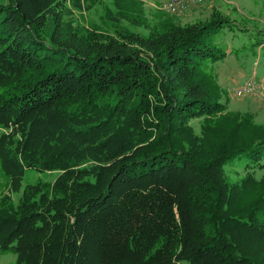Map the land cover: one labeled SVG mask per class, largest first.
<instances>
[{
	"label": "trees",
	"instance_id": "obj_1",
	"mask_svg": "<svg viewBox=\"0 0 264 264\" xmlns=\"http://www.w3.org/2000/svg\"><path fill=\"white\" fill-rule=\"evenodd\" d=\"M88 1L0 0V254L264 264V122L228 110L213 69L226 56L213 37L236 21L212 9L150 25L114 0L140 6L121 13L135 27L63 23ZM27 170L57 176L23 185Z\"/></svg>",
	"mask_w": 264,
	"mask_h": 264
},
{
	"label": "rangeland",
	"instance_id": "obj_2",
	"mask_svg": "<svg viewBox=\"0 0 264 264\" xmlns=\"http://www.w3.org/2000/svg\"><path fill=\"white\" fill-rule=\"evenodd\" d=\"M149 24H155L156 20H176L186 24L205 20L212 9H217L236 21L237 28L231 31L224 30L213 37L212 43L226 56L214 66L219 86L223 89V102L227 103L229 111L255 114L258 124L264 122V101L252 98H234L233 89L245 81L254 78L256 81L264 80V0H203L199 5L188 8L182 15H170L162 9L167 0H136ZM136 7L123 10L115 5L114 0H90L81 7L68 5L63 23L73 27H83L88 30L105 31L115 29L118 26L135 27L125 23L121 13L138 15ZM245 27L247 31H240ZM259 31L261 33H259ZM257 43H262L258 46ZM262 82V81H261ZM201 120H192L190 125L198 133ZM226 174L231 180L243 176V171L236 167H226ZM257 179L264 177V170L254 173ZM57 176L56 172L37 173L27 170L24 173L23 185L33 184L39 181L52 182ZM8 191L6 180L0 175V195ZM16 202L18 196L12 195ZM16 255L11 252L0 254V264H15Z\"/></svg>",
	"mask_w": 264,
	"mask_h": 264
},
{
	"label": "built area",
	"instance_id": "obj_3",
	"mask_svg": "<svg viewBox=\"0 0 264 264\" xmlns=\"http://www.w3.org/2000/svg\"><path fill=\"white\" fill-rule=\"evenodd\" d=\"M203 0H167L162 9L170 15H182L188 8L199 5ZM262 81V82H261ZM234 98H256L264 101V80L249 79L233 89Z\"/></svg>",
	"mask_w": 264,
	"mask_h": 264
}]
</instances>
